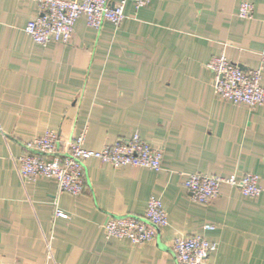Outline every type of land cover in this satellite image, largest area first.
Segmentation results:
<instances>
[{
  "label": "crops",
  "instance_id": "0c3cea01",
  "mask_svg": "<svg viewBox=\"0 0 264 264\" xmlns=\"http://www.w3.org/2000/svg\"><path fill=\"white\" fill-rule=\"evenodd\" d=\"M35 14L34 0H0V264H176L172 241L188 235L214 243L206 264H264V105L218 98L205 66L223 54L260 69L264 86V0L127 1L118 26L81 16L67 44L36 43L24 30ZM46 129L62 142L85 129L91 149L137 132L162 151L161 169L88 159L82 193H59L17 170ZM192 172L255 173L262 191L223 184L200 204L183 186ZM152 194L168 219L154 240L105 236L108 215L141 216Z\"/></svg>",
  "mask_w": 264,
  "mask_h": 264
},
{
  "label": "built area",
  "instance_id": "2783aa9c",
  "mask_svg": "<svg viewBox=\"0 0 264 264\" xmlns=\"http://www.w3.org/2000/svg\"><path fill=\"white\" fill-rule=\"evenodd\" d=\"M36 14L29 19L24 30L38 44L48 42L69 43L75 21L84 16L86 23L99 29L103 23L118 26L124 19L127 1L135 7L145 6L149 0H34ZM253 4L239 3L238 15L249 19L253 16ZM214 75V92L222 100L244 103L253 108L264 105V86L260 69H244L228 60L223 54L212 56L205 64ZM86 130L61 141L56 131L46 129L41 135L25 143L27 152L18 157L17 170L22 179L35 180L45 177L55 180L59 193L79 195L85 184V166L88 159H96L114 167H145L153 171L161 169L162 151L152 147L135 132L127 139H117L100 149L84 146ZM259 176L255 173H232L228 176L186 173L183 186L190 199L208 204L220 193L223 184L239 189L245 197L255 198L262 191ZM56 216H65L55 210ZM168 224L166 212L159 196L152 194L141 216L108 215L103 230L107 238L128 240L143 245L155 239L158 231ZM212 228V225H206ZM214 243L200 235L175 237L171 250L176 264H206Z\"/></svg>",
  "mask_w": 264,
  "mask_h": 264
}]
</instances>
